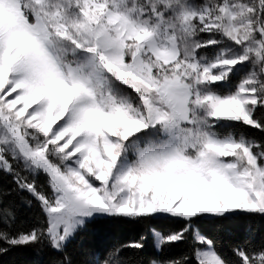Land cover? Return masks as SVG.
<instances>
[{"label": "snow or ice", "instance_id": "6c2138e0", "mask_svg": "<svg viewBox=\"0 0 264 264\" xmlns=\"http://www.w3.org/2000/svg\"><path fill=\"white\" fill-rule=\"evenodd\" d=\"M240 219L222 255L203 226ZM256 219L264 0H0V264H264ZM98 221L153 254L75 246Z\"/></svg>", "mask_w": 264, "mask_h": 264}, {"label": "trees", "instance_id": "16d2710c", "mask_svg": "<svg viewBox=\"0 0 264 264\" xmlns=\"http://www.w3.org/2000/svg\"><path fill=\"white\" fill-rule=\"evenodd\" d=\"M9 203H12V201H9ZM14 207L19 213L21 219L27 220L30 217V211L18 198H15ZM153 223L156 227L161 229L173 226L166 220H157ZM248 223L249 221L244 219L236 220L230 222L229 226L224 230H218L212 225H204L203 231L216 241L217 249L222 255H230L232 244L238 239H242L248 235L246 232V226ZM251 224L253 226L251 239L253 240V243L259 244L264 241V220L256 219L251 221ZM141 232H144V229L139 226H124L116 228L107 222L98 221L88 225V227L77 237L75 246L78 247L82 243L86 247L102 250L117 241L136 238ZM144 234L148 235L147 232H144ZM152 254V237L148 235L144 253L145 259ZM47 259L48 257L46 255L36 256L28 251L15 253L6 258L7 264H46Z\"/></svg>", "mask_w": 264, "mask_h": 264}]
</instances>
